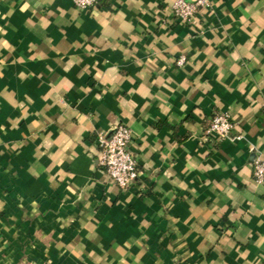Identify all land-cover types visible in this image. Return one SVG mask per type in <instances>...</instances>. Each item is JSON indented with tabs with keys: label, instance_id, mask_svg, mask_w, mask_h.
Masks as SVG:
<instances>
[{
	"label": "crops",
	"instance_id": "crops-1",
	"mask_svg": "<svg viewBox=\"0 0 264 264\" xmlns=\"http://www.w3.org/2000/svg\"><path fill=\"white\" fill-rule=\"evenodd\" d=\"M175 1L0 0V264H264V0ZM118 124L125 190L97 161Z\"/></svg>",
	"mask_w": 264,
	"mask_h": 264
},
{
	"label": "built area",
	"instance_id": "built-area-1",
	"mask_svg": "<svg viewBox=\"0 0 264 264\" xmlns=\"http://www.w3.org/2000/svg\"><path fill=\"white\" fill-rule=\"evenodd\" d=\"M76 7L89 9L97 0H73ZM207 5V0H176L172 5L173 16L181 23L190 24L199 7ZM264 109V101L262 103ZM233 129V122L228 113L217 112L211 117L203 135L220 142L228 138ZM98 165L106 173L109 181L122 190L137 185L141 169L135 154L130 149L132 130L125 124L114 126L109 132L98 135ZM253 178L264 184V159L253 162Z\"/></svg>",
	"mask_w": 264,
	"mask_h": 264
}]
</instances>
